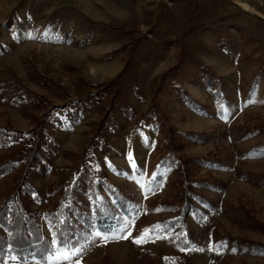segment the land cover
I'll list each match as a JSON object with an SVG mask.
<instances>
[{
	"label": "rangeland",
	"instance_id": "obj_1",
	"mask_svg": "<svg viewBox=\"0 0 264 264\" xmlns=\"http://www.w3.org/2000/svg\"><path fill=\"white\" fill-rule=\"evenodd\" d=\"M1 129L0 207L23 187L53 253L0 264H264V0H0ZM94 196L129 214L85 228Z\"/></svg>",
	"mask_w": 264,
	"mask_h": 264
},
{
	"label": "trees",
	"instance_id": "obj_2",
	"mask_svg": "<svg viewBox=\"0 0 264 264\" xmlns=\"http://www.w3.org/2000/svg\"><path fill=\"white\" fill-rule=\"evenodd\" d=\"M76 106V104H74ZM70 107V106H69ZM73 107V106H72ZM74 108V107H73ZM76 109V108H74ZM62 112L64 110H68V107L60 108ZM79 110L76 109L74 112L69 113L70 119L74 120L77 118ZM85 111V109L83 110ZM49 117L52 115L49 114ZM46 133V127H41L38 132L37 137V145L42 144V135ZM4 136V138H2ZM15 136V137H14ZM24 134L21 133H13L5 130H0V144L5 142L7 138L20 139ZM27 139H25L26 141ZM36 146V145H35ZM27 150L31 152L33 148H30L28 145L26 146ZM13 162L10 166H15ZM16 167V166H15ZM4 168L3 165L0 166V174L3 173ZM104 184V182H99L98 184L93 183L87 187L84 192L92 191L96 194L100 187ZM81 186H78L80 189ZM24 188H21V191L18 190L17 194L10 197L8 201L0 207V258L6 253V249L10 248V252L19 256L23 259L26 256H33L38 258L40 261H45V255L53 253V245L49 243L45 238H43L42 232L39 226L32 219V212L27 211L25 206L21 204L19 195H22ZM74 188H71L70 191L67 192V189L60 192L62 198L64 200V195L72 194ZM90 193L88 192V195ZM67 198V196H66ZM94 200L96 202L95 205L92 206L93 213H88L85 215V219L82 220L85 228H91L92 230H96L101 233H106L111 231L113 227H116L118 224L119 217H117V213L122 215H128L130 211V206L126 202L125 199H117L115 203V208H117L118 212H115L110 206H107L104 202H99L96 200V196H94ZM75 203L72 205L68 202L65 204H60L57 207L56 211L51 213V220L49 221V226L51 230L54 232V241L55 245L59 248L62 246L66 247L72 241V227L68 226L71 216H74L73 220L80 219L81 215L79 212V207H77ZM196 209L192 207V204H187L182 213L179 216V220H165L161 221V227L165 233H170L171 231H175L178 229V223H185L188 214L195 212ZM10 216L11 224L8 223V220L5 219L6 215ZM82 218V217H81ZM73 223V222H72ZM76 225V224H75ZM180 230V228H179ZM85 236V235H84Z\"/></svg>",
	"mask_w": 264,
	"mask_h": 264
},
{
	"label": "snow or ice",
	"instance_id": "obj_3",
	"mask_svg": "<svg viewBox=\"0 0 264 264\" xmlns=\"http://www.w3.org/2000/svg\"><path fill=\"white\" fill-rule=\"evenodd\" d=\"M130 227V226H129ZM131 233L129 232V235H130ZM150 234V230H145L144 232H142L139 236H137L136 238H135V240H134V242L135 243H142V242H144V241H146V239H147V237H148V235ZM96 235H100V233H96ZM104 239L105 240H107L108 239V237H104ZM13 260H15L16 259V257H11Z\"/></svg>",
	"mask_w": 264,
	"mask_h": 264
},
{
	"label": "bare ground",
	"instance_id": "obj_4",
	"mask_svg": "<svg viewBox=\"0 0 264 264\" xmlns=\"http://www.w3.org/2000/svg\"><path fill=\"white\" fill-rule=\"evenodd\" d=\"M242 7H243L245 10H251V9L249 8V6L246 5V4H242Z\"/></svg>",
	"mask_w": 264,
	"mask_h": 264
}]
</instances>
